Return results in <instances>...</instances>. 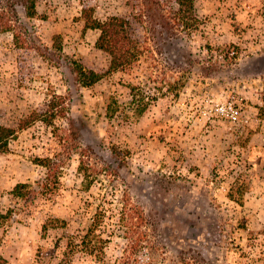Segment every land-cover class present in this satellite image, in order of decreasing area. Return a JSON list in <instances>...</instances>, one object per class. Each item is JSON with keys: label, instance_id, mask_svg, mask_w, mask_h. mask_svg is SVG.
<instances>
[{"label": "rangeland", "instance_id": "rangeland-1", "mask_svg": "<svg viewBox=\"0 0 264 264\" xmlns=\"http://www.w3.org/2000/svg\"><path fill=\"white\" fill-rule=\"evenodd\" d=\"M16 1L0 29L6 264H264V0H194L191 32L169 0H34L32 16ZM111 16L139 41L130 72L88 27ZM50 99L64 114L26 124ZM123 205L146 221L126 227ZM93 217L94 257L68 242Z\"/></svg>", "mask_w": 264, "mask_h": 264}, {"label": "trees", "instance_id": "trees-1", "mask_svg": "<svg viewBox=\"0 0 264 264\" xmlns=\"http://www.w3.org/2000/svg\"><path fill=\"white\" fill-rule=\"evenodd\" d=\"M170 4L166 7L168 12L172 14L170 18L174 19L177 25L185 31L191 32L193 29L197 28L198 25V17L195 11L194 0H169ZM136 4H140L139 1ZM17 5H22L16 0H0V29L8 30L11 27V18L6 13L5 10H16ZM26 10H30V15H34L32 10L34 8V0H30L29 3L23 4ZM133 8L135 4L133 3ZM143 11L140 12L139 17L143 16ZM145 14V13H144ZM129 19L125 17L119 16H111L107 20L100 21H92L88 22V27L97 28L99 30V35L96 40V45L98 48L106 51L111 59H110V70L119 69L124 72H130L137 64L139 60L138 56L140 54L139 49V41L136 37L129 32ZM93 74V73H92ZM94 75V74H93ZM135 86H131V90H133ZM62 102V101H61ZM142 106H137L136 110L141 112L146 107L145 104H140ZM64 114V107L61 103H57L54 99H50L40 106L35 108L31 114L28 116L26 120V124L35 119L41 118L49 124H52V121L57 116ZM15 132L14 128L0 125V152L3 151L8 144V138L11 137ZM49 168V166H46ZM87 181L90 182L93 178L92 174H84ZM28 185L27 183H20L16 186L17 188L25 187ZM245 186H236L235 184L229 189L228 197L233 199L236 202H241L245 193ZM19 193V192H18ZM124 207L121 210L120 219L123 220L126 227L129 226H137L140 227L143 222L146 221L144 215L139 210L140 214L136 213L133 210V207ZM8 213V212H7ZM0 212V228L3 226L5 221L8 219V214ZM137 216L133 221V218ZM100 220L97 217H93L90 222L88 228L86 229L85 234L80 235L79 243L74 241L73 239H69L70 245L76 247L82 246L83 252L94 257L103 253V243L107 240L102 237V235L97 232L98 225ZM135 223V224H134ZM64 220H60L58 222H48L43 224V230L47 231L49 227H58L64 226ZM1 242V238H0ZM74 255V254H73ZM0 264H6L5 258L0 255Z\"/></svg>", "mask_w": 264, "mask_h": 264}]
</instances>
